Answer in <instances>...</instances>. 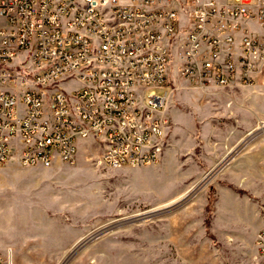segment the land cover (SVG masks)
<instances>
[{
	"label": "built area",
	"instance_id": "built-area-1",
	"mask_svg": "<svg viewBox=\"0 0 264 264\" xmlns=\"http://www.w3.org/2000/svg\"><path fill=\"white\" fill-rule=\"evenodd\" d=\"M174 74L264 85V0H0V165L72 162L88 138L110 166L157 162Z\"/></svg>",
	"mask_w": 264,
	"mask_h": 264
},
{
	"label": "rangeland",
	"instance_id": "rangeland-1",
	"mask_svg": "<svg viewBox=\"0 0 264 264\" xmlns=\"http://www.w3.org/2000/svg\"><path fill=\"white\" fill-rule=\"evenodd\" d=\"M171 90L174 131L157 162L110 166L88 138L72 162L0 165L11 264H263L264 85L200 87L174 74Z\"/></svg>",
	"mask_w": 264,
	"mask_h": 264
},
{
	"label": "crops",
	"instance_id": "crops-1",
	"mask_svg": "<svg viewBox=\"0 0 264 264\" xmlns=\"http://www.w3.org/2000/svg\"><path fill=\"white\" fill-rule=\"evenodd\" d=\"M242 106L240 105V104H238V106H236L235 107V113L236 114H240L241 112H242V108H241ZM172 112H173V114H175V110H172ZM247 112H249V111H247ZM248 115H249V113H248ZM171 116V115H170ZM250 116V115H249ZM173 118V117H172ZM250 118H252L251 116H250ZM174 131V124H172L171 125V128H170V131H169V135L171 136ZM247 158V157H246ZM245 158V159H246ZM258 160H257V164H258V166L262 169V168H264V153H260L259 155H258ZM244 158H243V160H245ZM260 174V175H259ZM259 174L257 175V176H259V177H261L262 178V181L264 182V170L263 171H261V172H259ZM262 174V175H261ZM263 188H264V186H263Z\"/></svg>",
	"mask_w": 264,
	"mask_h": 264
}]
</instances>
